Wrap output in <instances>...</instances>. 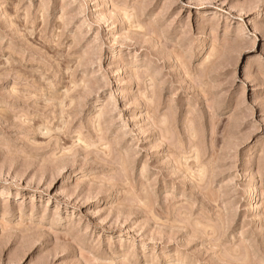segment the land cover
<instances>
[{
    "label": "rangeland",
    "instance_id": "rangeland-1",
    "mask_svg": "<svg viewBox=\"0 0 264 264\" xmlns=\"http://www.w3.org/2000/svg\"><path fill=\"white\" fill-rule=\"evenodd\" d=\"M258 26L264 0H0V264H264Z\"/></svg>",
    "mask_w": 264,
    "mask_h": 264
},
{
    "label": "snow or ice",
    "instance_id": "snow-or-ice-1",
    "mask_svg": "<svg viewBox=\"0 0 264 264\" xmlns=\"http://www.w3.org/2000/svg\"><path fill=\"white\" fill-rule=\"evenodd\" d=\"M248 38L250 40H254L257 43V46H259V44L261 43H264V26H258L257 29H254L252 32L249 33ZM249 73L251 75L256 76L257 78L261 75H264V53L260 54L258 60L252 61ZM261 102L264 103V100H262Z\"/></svg>",
    "mask_w": 264,
    "mask_h": 264
},
{
    "label": "bare ground",
    "instance_id": "bare-ground-1",
    "mask_svg": "<svg viewBox=\"0 0 264 264\" xmlns=\"http://www.w3.org/2000/svg\"><path fill=\"white\" fill-rule=\"evenodd\" d=\"M250 208L253 209H256L257 208V205H256V198H252V202L250 204Z\"/></svg>",
    "mask_w": 264,
    "mask_h": 264
}]
</instances>
